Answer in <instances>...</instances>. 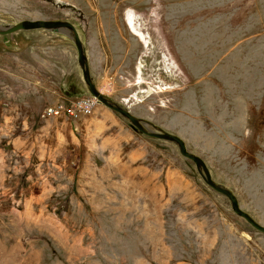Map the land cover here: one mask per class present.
Here are the masks:
<instances>
[{
  "label": "rangeland",
  "instance_id": "374dc122",
  "mask_svg": "<svg viewBox=\"0 0 264 264\" xmlns=\"http://www.w3.org/2000/svg\"><path fill=\"white\" fill-rule=\"evenodd\" d=\"M33 20L72 25L94 90L264 227V0H0V26ZM0 264H264V234L88 93L71 40L20 30L0 35Z\"/></svg>",
  "mask_w": 264,
  "mask_h": 264
},
{
  "label": "water",
  "instance_id": "95a60500",
  "mask_svg": "<svg viewBox=\"0 0 264 264\" xmlns=\"http://www.w3.org/2000/svg\"><path fill=\"white\" fill-rule=\"evenodd\" d=\"M39 29L48 31V32L62 34L72 41L75 51H76V62L80 69L83 82L86 86L88 93L96 101L101 103L107 109L121 115L124 119L128 121V123L131 126H133L142 135L149 137V138L169 142L175 145L179 155L187 159L194 165V168L197 174L199 175V177L201 178V180L203 181V183L207 187H209L211 190H213L214 192L225 197L229 203V207L231 211L235 215L241 217L254 230L264 234V227L258 226L245 213L237 209L236 200L233 194L225 187L218 185L209 179L207 169L205 168L203 162L199 158L192 155L191 153L186 152L184 145L179 138H177L176 136L172 134H169V133L157 130V129L156 130L148 129L144 122L133 117L132 115L129 114L127 110L123 109L121 106L99 95L94 90L93 84L91 82V78L89 76L88 64L86 61L83 46L79 40L77 32L75 31L72 25L68 23H64V22L44 21V20L20 21L12 25L0 26V35H8L13 32L20 31V30L28 31V30H39ZM143 126L146 127L147 129H144Z\"/></svg>",
  "mask_w": 264,
  "mask_h": 264
},
{
  "label": "built area",
  "instance_id": "2783aa9c",
  "mask_svg": "<svg viewBox=\"0 0 264 264\" xmlns=\"http://www.w3.org/2000/svg\"><path fill=\"white\" fill-rule=\"evenodd\" d=\"M92 106V102L89 99H78L67 107L62 103L55 104L51 107H47L42 111V116L58 117L63 114L71 118H77L80 115H86L89 113Z\"/></svg>",
  "mask_w": 264,
  "mask_h": 264
},
{
  "label": "bare ground",
  "instance_id": "6f19581e",
  "mask_svg": "<svg viewBox=\"0 0 264 264\" xmlns=\"http://www.w3.org/2000/svg\"><path fill=\"white\" fill-rule=\"evenodd\" d=\"M144 129H147L146 127L143 126Z\"/></svg>",
  "mask_w": 264,
  "mask_h": 264
}]
</instances>
